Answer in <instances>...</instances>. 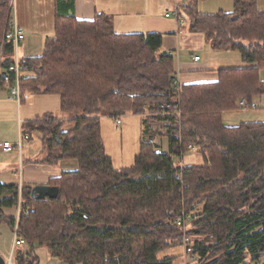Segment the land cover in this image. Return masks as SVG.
I'll return each instance as SVG.
<instances>
[{"label": "trees", "instance_id": "1", "mask_svg": "<svg viewBox=\"0 0 264 264\" xmlns=\"http://www.w3.org/2000/svg\"><path fill=\"white\" fill-rule=\"evenodd\" d=\"M60 1L42 54L20 58L27 74L20 88L57 94L70 116L48 113L21 129L42 133L45 162L75 160L77 167L49 179L58 188L54 198H32V186H21L26 203L17 220L3 210H16L18 184L0 180V222L13 231L17 221L25 240L13 263L39 264L35 249L46 247L61 264H174L158 253L182 245L173 221L190 214L186 233L197 264H258L264 257V120L226 126L222 115L242 109V99L250 108L264 95V9L256 0H232L231 12L214 14L199 13L197 0L184 5L192 32L212 49L237 50L246 65L220 67L215 81L178 87L173 54L160 52L161 33H116L107 14L77 19L59 10ZM8 4L0 0L2 86L14 82L8 71L14 47L3 42L12 21ZM166 103L180 115L160 110ZM126 112L146 115L142 124L152 141L142 140L133 164L118 169L105 152L100 120ZM65 121L72 128L64 130ZM155 135L166 137V150L155 147ZM189 145L202 163L175 165Z\"/></svg>", "mask_w": 264, "mask_h": 264}, {"label": "rangeland", "instance_id": "2", "mask_svg": "<svg viewBox=\"0 0 264 264\" xmlns=\"http://www.w3.org/2000/svg\"><path fill=\"white\" fill-rule=\"evenodd\" d=\"M139 2H144L146 4L145 11L154 17L155 22L159 28L164 30H173V22L177 23V18L179 19L178 28L184 30V34L192 38L189 35L188 29V18L185 11L182 9V5L188 0H138ZM136 2V0H135ZM232 0H197V10L199 13L214 14L219 11L229 12L233 9ZM179 5V12H176L177 6ZM9 8V4H8ZM165 13L170 14V18H165ZM178 14V16H177ZM165 32V31H164ZM194 40H187L185 38V43L182 42L181 35H178V39L175 40L174 49V63L179 61V63L186 62L187 66L190 67L191 64V54L192 52L197 53L201 60L197 66L203 67L207 66L209 69H217L221 67H239L245 66L237 50H215L210 47L203 37L199 34H193ZM164 43L163 46H165ZM184 65V64H183ZM262 73V77L264 73ZM9 96V84H5ZM6 92V93H7ZM29 98L26 99L27 102L22 105V118L25 114L27 116H34L42 118L46 116L45 114L50 113L51 115L66 119L70 116L69 113H65L60 108L59 96L57 94H31L29 93ZM253 106L250 108H242L238 110H232L224 112L222 115L223 124L226 126H236L242 122L251 121H263L264 120V95L256 96L252 100ZM9 106H3L0 110V142L8 141L11 144H15L18 139V127L15 118L14 111H9ZM117 119L110 118L107 116L101 117V136L104 143L105 152L111 157L113 165L115 168L121 169L123 167H129L133 164L135 155L139 151L140 142L143 140H149V135L144 129L140 115H135L132 113H124ZM157 124V123H155ZM64 130L71 127L69 121H65ZM159 131L160 125H156ZM25 135L23 136V139ZM156 144L160 146L162 150L167 148V139L163 135H155L153 138ZM24 149L26 144L36 145L39 149L43 147L42 144V133L40 131L31 132V139H24ZM46 153V152H45ZM47 154V153H46ZM16 152L5 154L0 152V168H5L13 166L17 162ZM175 165H180L184 163L201 164V156L194 152L185 153L182 157L176 156L174 158ZM4 179H12L11 174L9 177L5 174ZM14 209L5 208L3 211L8 216H14ZM193 239V238H192ZM13 241V231L9 225L5 222H0V256L5 259L11 249ZM25 246V245H24ZM19 247V246H18ZM16 247V251L20 248ZM21 247V246H20ZM25 248V247H24ZM23 248V249H24ZM22 249V250H23ZM35 254H37L39 259V264H61L58 260L51 258L46 247H38L35 249ZM173 257L174 264H184V251L183 245H176L174 247L168 248L158 253V258ZM13 260V259H12ZM264 257H261L260 263H263ZM14 264V263H13Z\"/></svg>", "mask_w": 264, "mask_h": 264}, {"label": "crops", "instance_id": "3", "mask_svg": "<svg viewBox=\"0 0 264 264\" xmlns=\"http://www.w3.org/2000/svg\"><path fill=\"white\" fill-rule=\"evenodd\" d=\"M11 3L10 13L17 25H19L25 34L24 39L20 42L17 54L21 58L37 57L42 54L43 45L46 38L53 36L54 32V20L56 16V0H9ZM192 0H188L182 6L186 5ZM258 8L264 9V0H256ZM182 7V9H183ZM197 8V2H196ZM146 4L139 2L138 0H61L59 4V10L68 14L74 15L77 19L90 20L97 13L107 14L113 23V28L116 33H146V32H159L163 35L162 45L160 52H170L174 56V49L176 48L175 40L178 39V35H181L183 43L185 38L194 40L195 37L190 30L188 24L189 35H183L184 30L178 28L179 19L177 23L173 22V30H164L157 26L154 17L145 11ZM184 10V9H183ZM222 11V10H221ZM176 12H179V5L177 6ZM199 12V11H198ZM231 12V11H229ZM165 18H170L166 16ZM178 16V14H177ZM165 31V32H164ZM204 41L205 37L199 33ZM164 43H166L165 46ZM210 45L209 42L206 41ZM211 47V46H210ZM198 55L192 52L190 67L187 66L186 62L177 61L174 66L175 70V83L178 87H182L185 84L201 83V82H212L217 80V69H209L207 66H197L201 58L194 60L193 57ZM175 58V57H174ZM184 64V65H183ZM221 67V66H220ZM224 68V67H221ZM262 73L260 77L263 78ZM7 88L5 85H0V110L1 107L6 105L9 106V111H14L16 115V122L18 127V139L14 145V149L10 152H3L10 154L16 152L17 162L13 166L0 168V180L3 183H17L21 181V186H35L48 184L50 178L58 177L62 171L74 170L77 167L75 160H61L57 163L45 162L46 156L48 155L47 150L42 147L39 149L36 145L26 144L24 149V139L30 140L31 134L22 133V123L28 120H32L36 117L27 116L25 114L22 118V104L27 102L26 99L21 100L19 103L14 99H10L8 96ZM7 92V93H6ZM29 96V95H28ZM238 110V109H236ZM131 113V112H128ZM224 114V113H223ZM146 115H140L141 120ZM25 138L23 139V136ZM6 141V140H5ZM4 141V142H5ZM3 142V141H2ZM1 143V142H0ZM47 154H46V153ZM11 174L12 179H4V176ZM49 185V184H48ZM16 216V210L14 209V217ZM24 246V245H23Z\"/></svg>", "mask_w": 264, "mask_h": 264}, {"label": "built area", "instance_id": "4", "mask_svg": "<svg viewBox=\"0 0 264 264\" xmlns=\"http://www.w3.org/2000/svg\"><path fill=\"white\" fill-rule=\"evenodd\" d=\"M10 7L11 3L9 1V12H10ZM11 14V13H10ZM166 16H169V13H166ZM11 20L9 23V29L4 33L3 35V42H12L13 44V61L12 63L8 66V71L14 75V82L12 85H10L9 89V98L14 99L16 102H20L23 99H26L29 95L28 92H24L20 88V82L25 78L26 74V66L22 64L20 60V56L17 54V49L20 44V42L24 39L25 34L24 30L17 25L15 18L11 16ZM194 60H198L199 56L195 55L193 57ZM0 62H1V52H0ZM7 73V72H5ZM179 92V90H178ZM239 107L247 108V101L246 99H242L239 102ZM253 106V104L251 105ZM169 108H173L172 113L176 115H180V110L177 105L173 104H162L160 106V110H167ZM163 113V112H162ZM117 119L116 122L118 121L119 118ZM14 149V145L11 144L8 141H3L0 143V150L3 152H10ZM196 149L193 145H189L187 147V152L186 153H191L194 152ZM185 153H181L179 156L182 157ZM183 165L180 164L179 166L181 167ZM182 175L181 173L176 174V179L178 181L182 182ZM21 181H19L18 184V198H17V203H16V220L18 219V216L21 211L25 210V203L26 200L21 196ZM191 218L190 214H183L179 215L174 219V225L180 227L183 232V237H182V245H183V251H184V259L185 263L184 264H197V253H196V245L194 244V240L192 239L191 236H189L186 231L189 229V219ZM25 245V240L23 237L17 234V221L14 226L13 230V241L11 245L10 252L8 256L4 259V264H13V253L16 247ZM258 264H264L258 262Z\"/></svg>", "mask_w": 264, "mask_h": 264}, {"label": "water", "instance_id": "5", "mask_svg": "<svg viewBox=\"0 0 264 264\" xmlns=\"http://www.w3.org/2000/svg\"><path fill=\"white\" fill-rule=\"evenodd\" d=\"M2 74H6L4 71ZM148 141H152V137ZM155 147L158 148L159 145L154 143ZM58 188L53 185H35L31 188L30 196L35 199H42L45 197L54 198L57 196ZM0 264H4V259L0 256Z\"/></svg>", "mask_w": 264, "mask_h": 264}]
</instances>
